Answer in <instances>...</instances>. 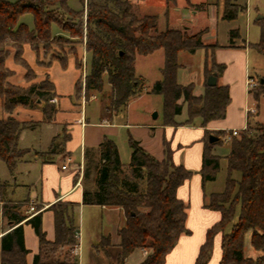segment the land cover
<instances>
[{
  "label": "trees",
  "instance_id": "obj_1",
  "mask_svg": "<svg viewBox=\"0 0 264 264\" xmlns=\"http://www.w3.org/2000/svg\"><path fill=\"white\" fill-rule=\"evenodd\" d=\"M112 1L116 10L108 4L91 2L84 19L83 11L72 9L68 0H0V98L7 114L0 118V159L5 162L11 175L29 152L20 148V135L24 130L42 125V122L17 119L12 115L15 108L40 106L44 121L52 120L57 109L51 104L56 91L49 77L26 88L13 87L9 79L15 72L7 66V59L14 50L15 62L26 69V79L33 80L35 75L30 76L31 67L23 57L24 45L30 44L39 55V44L46 46L55 39L53 25L62 33L79 39L80 44H85L89 56L84 86L86 98L94 93L105 94L107 79L111 86L109 107L112 108L107 109L111 112L126 108L132 98L144 91L145 81L136 73V57L148 56L162 49V79L154 83L150 92L164 98V124L178 125L175 117L182 114L183 105L188 111L186 124L201 118L205 127L212 121L227 117L232 98L229 85L219 82L226 70V65L218 63L215 58L219 45L213 47L211 60L207 58L205 67V74H216L218 83L210 86L206 80L204 93L196 95L193 83L182 85L177 80L181 68L179 54H195L199 49H205L202 38L205 31L196 34L174 28L159 31L158 16L137 17L130 4L121 0ZM175 1L167 0V3ZM245 9V6L224 0L222 19L234 20ZM26 14L33 16L32 28L22 20ZM66 16L78 22L69 23ZM236 37L238 32L232 30L231 41ZM251 47L264 54V26L259 41ZM67 57L59 60L64 63ZM78 68H82V63L78 62ZM249 93L259 107V100L264 95V83L260 81L259 88L251 89ZM180 100L182 103H179ZM217 132L219 141L225 142L224 136L228 131ZM211 134L206 131L200 171L204 183L215 181L221 168V158L212 153L219 141L210 143ZM67 138L69 135L65 133L64 139ZM229 142L225 189L211 194L205 205L209 209L219 210L222 217L208 231L195 264H208L213 253L214 238L220 232L223 238L219 264H264V123L253 126L248 122L240 136L233 137ZM128 143L131 155L127 165L121 161L117 144L109 138L100 144L97 160L90 158V151L86 152L84 180L87 183L94 171L92 180L95 188H85L83 203L124 211L126 220L118 231L119 243L114 244L109 237L102 239V244L108 249H119L118 264H124L136 250L148 252L141 264H165L180 237L191 233L186 226L188 203L178 197V189L192 178L194 172L174 163L169 149L165 158L158 160L131 134ZM235 172H240L239 180L233 177ZM8 187V182L0 181L3 217L9 227L0 239V264H28L27 256L31 251L26 245L24 224L31 225L40 244L32 264H79L78 257L71 255L80 246L78 204L58 201L49 207L54 213L55 223V238L49 240L43 226V213L27 219L29 200L19 203L9 200L6 196ZM41 208L40 205L36 207L37 210ZM248 231H252V246L262 252L256 259L246 257L244 253Z\"/></svg>",
  "mask_w": 264,
  "mask_h": 264
},
{
  "label": "rangeland",
  "instance_id": "obj_2",
  "mask_svg": "<svg viewBox=\"0 0 264 264\" xmlns=\"http://www.w3.org/2000/svg\"><path fill=\"white\" fill-rule=\"evenodd\" d=\"M108 4L112 9H115L114 3L112 0H68L69 6L74 10H82L84 13V19L87 15V10L91 2ZM123 3H128L132 6V11L137 17H143L145 15H156L159 18L158 30H164L167 27L169 28H180L183 30L184 27L189 28V32L192 34L199 33L201 31H206L207 25L209 31L205 33V38L210 41L206 43L205 49H199L196 54H189L188 52H181L179 54V62L183 66L179 69L177 80L182 85L194 84V93L200 95L205 91V67L206 60H211V52L216 45H224L229 43L230 32L235 30L238 32V37L234 40V43L239 45L238 48H220L216 51V60L218 63H224L227 66V69L220 78V84H228L232 90L231 94V103L228 106L229 118L225 122L227 126H239L240 120L245 117L246 110L248 107L255 106L258 110L255 113L257 116L253 118L250 125H255L256 123H264V95L259 100V107H257V102L255 101L252 94L245 89V79L249 80L250 77H254L255 81H258L259 88L260 80L264 78V54L259 53L251 45L257 43L261 36L262 26H264V0H231L232 3L237 6H245L246 9L239 12L238 16L234 20H222V14L224 9V0H209V2L218 3L215 5L212 11L208 15H195L191 10H195V6H189L190 11H184L185 0H177V6L175 3H167V0H121ZM195 2H202L206 0H192ZM207 9L209 5L206 4ZM205 13V12H204ZM259 15H262L263 18L258 21ZM196 18V19H195ZM66 21L69 23L78 22L69 16L65 17ZM184 19H195L197 26H193L188 21ZM22 20L26 22L31 28L33 27V16L31 14H26L22 17ZM182 20L179 24V21ZM85 28V26H84ZM53 39L48 45L39 44L40 51L44 52L49 51L51 59H63L69 55L71 50H76L80 48V40L77 38H72L68 33H62L56 25L52 26ZM61 33L60 36H57ZM61 37V38H59ZM213 40V41H211ZM218 42H216V41ZM85 42V41H84ZM251 44V45H250ZM247 46V48L243 47ZM14 51V50H13ZM209 56H207V54ZM77 55H79L77 53ZM43 56V55H42ZM42 56L39 58L40 64H46L45 60H41ZM78 62L82 63L81 75L78 79V87L76 96L84 101L88 111L95 110L96 106L103 105L104 107L110 106L109 95L111 88L106 90L105 94L94 93L91 97L86 98L84 92L85 86V77L88 73L86 67H88L89 56L80 57L78 56ZM211 62H209V65ZM164 66V51L162 49L155 51L153 54L148 56L138 55L136 57L135 67L136 73L138 76H143L145 81V88L143 94L140 98L131 100L126 108H123L117 112L118 120L122 122H131L132 124H140L147 121L152 122L154 125H161L165 120V111H164V98L162 95L153 94L150 92L154 83L162 79L161 69ZM18 71L12 77H10V82L13 87L16 88H26V84L19 82L21 72L26 69L22 66H17ZM36 74L35 71L31 68L30 76ZM206 75V80H207ZM247 76V77H246ZM33 78V79H35ZM29 80H27L28 82ZM108 87V81L105 79V87ZM111 87V86H110ZM82 89L81 91L78 90ZM147 89L149 90L147 92ZM249 90V88H248ZM96 95L95 97H93ZM97 100V101H96ZM179 103H182L180 100ZM51 104H54L51 102ZM19 108V107H17ZM15 108V110L17 109ZM21 108V107H20ZM25 108V107H22ZM38 108L41 109L40 106ZM112 109L111 107H109ZM104 109V112H107V115L111 113V110ZM103 109V108H102ZM17 111V110H16ZM33 117H29V112L25 109L18 110L15 115L17 119L21 121L30 120H40L41 112L37 110H30ZM41 111V110H40ZM103 111V110H102ZM157 112L158 118L154 119L153 114ZM184 112V113H183ZM14 113V111H13ZM30 115V114H29ZM3 109L2 99L0 98V118L6 117ZM15 117V116H14ZM188 118L187 107L183 105L182 114L176 116L175 119L179 121L186 122ZM186 119V120H185ZM53 120V119H52ZM50 121L42 122L43 128L40 130L28 129L24 130V136L19 140V146H27L30 144H40V140L46 136L43 133L47 131V124ZM34 122V121H28ZM61 129V128H60ZM57 129V131H60ZM56 130L54 129L53 133ZM243 132L240 131V134ZM218 136L217 131H212L210 134ZM44 135V136H43ZM21 137V135H20ZM60 139L65 138V131H61ZM124 134V138H125ZM123 139H119L118 144L122 152V162L127 164L130 161L131 148L127 142ZM58 140L53 141L49 145L43 147H36V150H29V152L24 156V160H32L35 157L40 159H49L53 157V154L57 151ZM36 146V145H35ZM230 142H221L219 141L216 144V147L212 150L214 155H217L221 158V168L217 173V178L215 181L208 182V189L216 192H222L225 189V183L227 179V156L229 154ZM41 165H34L29 167L31 173L29 175H24L19 173V171H24L21 166L18 165L16 172L13 176H10L7 165L4 161L0 159V180L4 182L7 180L8 183H23L26 186H9L7 190V198L13 202L18 200H27L29 195L32 197L36 194L40 195L43 190V183L40 181V171L38 170ZM233 177L237 180L241 178L240 172H235ZM16 178V180H15ZM1 201V200H0ZM3 204V203H1ZM113 209V208H112ZM113 219H116V222L120 225L123 223V215L119 213L111 214ZM4 221L0 217V230L4 227ZM77 225L80 230V245H81V255L80 262L81 264H118L119 249L117 247L107 248L102 244V239L104 236L109 235L112 238L115 235L116 229L111 231V227L108 228L109 223L106 220V217L102 215L101 209L97 205H88L84 210H81L77 216ZM31 227V225H29ZM31 229H33L31 227ZM33 231V230H32ZM110 238V239H111ZM246 247L244 250L246 257L258 258L261 253L256 250L251 244V232L248 231L245 238ZM115 241V238L111 239ZM66 253V251H64ZM71 255L76 256L74 253ZM142 256L141 250L135 251L134 255L131 257V260L126 264H134L135 260ZM78 257V256H76ZM34 258V257H33ZM1 263V261H0ZM33 263V261H32Z\"/></svg>",
  "mask_w": 264,
  "mask_h": 264
},
{
  "label": "crops",
  "instance_id": "obj_3",
  "mask_svg": "<svg viewBox=\"0 0 264 264\" xmlns=\"http://www.w3.org/2000/svg\"><path fill=\"white\" fill-rule=\"evenodd\" d=\"M206 4L209 5L208 9ZM190 5L195 6V10H191V12L193 11V14H200L205 16L208 15V13L212 11L211 9H213L215 5H218V3L209 2V0L202 2L185 0L183 10L190 11ZM175 6H177V0L175 1ZM195 19L184 20L190 22L193 27L197 26ZM181 21L182 20L179 21V24ZM205 26L207 27V29L204 32L202 38L203 42L206 44L210 41L205 38V33L209 31V27L207 25ZM174 29L180 28L177 27ZM183 30H186L189 34H192L189 32L188 27H184ZM234 41L235 40L231 41L230 38L228 44H220L219 47L215 50V54L216 51H218L220 48H238L239 45L235 44ZM80 45V48L78 47V49H76L75 51L69 52L67 60L64 63H62L59 59L52 60L51 55L43 51H40V54L38 55L30 44L24 45L23 57L28 62L30 67L35 71L36 78L27 82V79L25 77L26 72L23 71L21 72L22 77L19 78V82L26 84L25 87H28L32 83L41 82L49 77V79L55 85V99H57V101L54 102V105L56 106L57 112L55 113L53 120L50 123H46L48 128L47 131L43 133L46 136L43 138V140H40V142H38L40 144H35L36 146L34 144H30L27 146L20 145V148L36 150V147L39 148L45 145H49L53 143V141L58 139L60 141H58V148L57 151L53 154V157L49 159H40L36 157L32 160L22 159V161L18 164L22 167V169H24V171H19V173L24 175H29L31 173L29 167L32 168V166L34 165H41L38 170L40 171L39 179L43 183V190L40 195L36 194L32 197L29 195L27 199L29 200V206L33 204L36 207L39 205L42 207L41 210L37 211L43 213V226L44 230L47 233V238L49 240H54V213L49 210V207L58 201H70L78 204L76 208L78 216V213L88 206L83 203V193L85 188L87 187L92 190L95 188L94 181L92 180L95 175L94 171H92L91 179H89L87 183L84 180V170L87 163L86 152L90 151V158L92 160H97L99 158L98 152L100 144L105 138H109L115 141V143L117 144L122 161V152L118 141L119 139H123L125 134L126 137L124 138V141L129 144L128 137L131 134L148 152H150L158 160H163L166 156V150L169 149L172 151V159L174 163L182 164L186 168L194 172L192 178L186 181L178 189V197L188 203V216L186 220V226L191 231V233L183 234L180 237L177 246L168 255L165 264H195L200 249L207 239L208 231L214 225H216L222 217V214L219 210L209 209L205 206L206 203L209 202L210 195L213 193H217L216 191L208 189L209 181L204 183L202 175L200 173L203 166V152L206 143V131H229L231 129L243 130L247 127L248 122H252L253 118H256V116L258 115L255 114L256 112H250V110L256 109L257 111L258 109L255 106H253L252 108L248 107L245 117L240 120L239 126H227L225 124V122L229 118V113L227 111V117L224 120L212 121L205 127L202 126L201 118L194 119V121L190 124H186L185 122L176 119L178 125H165L164 123L161 125H154L152 122L147 121V119L144 123L140 124H132L128 121L122 122L118 120L117 112H111L109 113V115H107V112H104V109L107 110V107H104L101 104L96 106L95 110L88 111L84 101L76 96V85L81 75V68H78V56H80L81 58L83 56L88 58L85 44ZM243 47L247 48V46ZM77 53L79 55H77ZM40 56H42L41 60H45L46 64L39 63ZM18 65L22 66L15 62L14 51H12L7 59V66L15 73H17ZM182 66L183 65L181 64V67ZM139 77L144 79L143 76ZM247 82L248 80L245 79V89L249 92ZM225 85L228 84L225 83ZM105 88L106 90L110 89V84L108 83V87L106 86ZM148 91L149 90L147 89V92ZM230 92L232 94L231 89ZM142 94L140 96L132 98L131 100L140 98ZM93 97H95V99L97 98L96 95H94ZM18 107L19 108L16 109L17 111L21 109L27 110L30 114H28L29 117H33V111H30L31 109L41 112L40 120L36 121L33 120V118H30V120H27V122H44V114L42 112V109L38 107ZM16 110H14V113L12 115L18 118L15 115V112L17 113ZM41 128H43L42 125L37 127V130H40ZM54 129L56 131L53 133ZM57 129H60V131H57ZM63 130L66 134L69 135V138L60 139L62 138L61 131ZM23 136L24 131L21 134L20 141ZM215 147L216 145L213 147V149ZM123 164L127 165L128 163ZM64 165H67L66 169L62 168ZM10 176L13 175L10 174ZM4 182H7V180H5ZM15 185L26 186V184L23 183H9V186L16 188ZM23 201L25 200H18L16 202L19 203ZM1 203L3 202L0 201V210L2 209ZM98 207L101 209L102 215L106 217V220L109 223V226L107 227H111V231L116 229V231L114 230V237L112 234V238H115V241L112 242L114 244H118L120 240L118 231L123 228L126 220L124 211L121 208L112 209L108 207ZM114 213L123 215V223L119 225L116 222V219H113L111 217V214ZM2 219L4 220L5 218L2 217ZM4 224V227L2 228V230H0V239L9 230L6 219L4 221ZM24 230L26 245L27 248L31 251L27 256V262L28 264H32L33 257L36 253H38L40 244L34 230L31 229L29 225L24 224ZM250 232L252 234V231ZM104 237L111 238L110 234ZM222 238L223 234L221 232L215 236L213 253L208 264L220 263V260L222 258ZM245 245L246 243L244 242V250L246 247ZM80 250L81 245L79 246L78 255L79 264H81ZM141 252L142 256L136 259L134 264H141L147 257V253H145L144 250H141ZM134 253L130 255V257L124 264L128 263L131 260V257L134 255ZM260 253L262 254L261 251Z\"/></svg>",
  "mask_w": 264,
  "mask_h": 264
},
{
  "label": "built area",
  "instance_id": "obj_4",
  "mask_svg": "<svg viewBox=\"0 0 264 264\" xmlns=\"http://www.w3.org/2000/svg\"><path fill=\"white\" fill-rule=\"evenodd\" d=\"M247 85H248L249 90L254 89L256 86H258V81H255V79L253 77H249V80L247 82ZM56 101H57V99H55V98L53 100H51V102H53V103L56 102ZM250 112H257V111H256V109H254V110H250ZM244 129H246V128H244ZM240 131H242V130H240V129H231V130H229L226 133V135L224 136V141L225 142H229V141H231V139L233 137H239L240 136ZM62 168L63 169H66L67 168V165H64ZM37 213H39V212L37 211L36 206L33 205V204L30 205L27 208V210H26V214L28 215V218L27 219L31 218L32 216H34ZM0 217H3V211H2V209L0 210ZM144 251H145V253H148L146 250H144ZM73 253L76 256H78L79 255V247L78 248H75L73 250Z\"/></svg>",
  "mask_w": 264,
  "mask_h": 264
},
{
  "label": "water",
  "instance_id": "obj_5",
  "mask_svg": "<svg viewBox=\"0 0 264 264\" xmlns=\"http://www.w3.org/2000/svg\"><path fill=\"white\" fill-rule=\"evenodd\" d=\"M263 18V16L262 15H259V17H258V20H260V19H262ZM261 81V83H264V78L263 79H261L260 80ZM207 83H208V85H210V86H215L217 83H218V77H217V75L216 74H212V75H210L209 77H208V79H207ZM153 118L154 119H157L158 118V113L157 112H155L154 114H153ZM219 141V137L218 136H216V135H214V134H211L210 135V143H216V142H218Z\"/></svg>",
  "mask_w": 264,
  "mask_h": 264
}]
</instances>
